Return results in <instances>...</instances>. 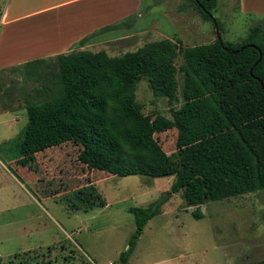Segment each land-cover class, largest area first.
<instances>
[{"label":"rangeland","instance_id":"374dc122","mask_svg":"<svg viewBox=\"0 0 264 264\" xmlns=\"http://www.w3.org/2000/svg\"><path fill=\"white\" fill-rule=\"evenodd\" d=\"M43 2L0 0V59L23 51L29 43L33 46L43 32L51 30L38 26L35 17L13 19ZM142 3L143 15H131V25L107 32L86 47L117 56L148 42L174 41L179 51L175 96L156 94L147 79L138 83L136 91L146 115L173 119V111L185 102L183 49L215 41L217 30L190 0ZM103 8L110 22L124 17L123 0H104ZM9 9L5 22L2 18ZM214 17L222 23V38L233 43L244 41L259 22L242 14L238 0H217ZM141 30L138 37L132 35ZM47 63V74L53 75L57 61L48 58ZM42 84L28 77L22 65L0 70V256L4 263L121 264L136 231L130 208L149 207L164 195L170 201L148 222L128 264H240L264 259V190L207 201L200 206L204 216L198 219L192 213L196 206H187L183 190L171 193L174 176L98 172L89 166L90 146L81 141L20 157L18 144L28 121L27 105L42 99L35 94ZM178 134L174 127L156 138L172 154L177 151ZM95 180L107 205L76 209L74 204H81L77 191Z\"/></svg>","mask_w":264,"mask_h":264},{"label":"trees","instance_id":"16d2710c","mask_svg":"<svg viewBox=\"0 0 264 264\" xmlns=\"http://www.w3.org/2000/svg\"><path fill=\"white\" fill-rule=\"evenodd\" d=\"M190 4L213 21L217 0ZM131 18L91 33L78 46L131 25ZM178 55L176 43L167 38L117 56L90 49L59 54L51 57L58 67L53 75L47 74L46 58L25 62L27 76L43 83L35 92L42 99L27 105L18 155L81 141L90 146L89 166L98 172L174 176L171 193L183 190L198 219L207 201L264 190V16L239 43L223 39L222 45L216 39L185 47L184 104L173 111V119L146 115L137 101L138 83L147 79L156 94L173 98ZM174 127L179 130L177 151L168 154L156 134ZM98 180L77 191L81 204H74L76 209L106 205L95 186ZM170 198L164 195L149 207L130 208L136 231L121 264L128 263L146 225ZM0 264H7L1 256ZM240 264H264V259Z\"/></svg>","mask_w":264,"mask_h":264},{"label":"crops","instance_id":"0c3cea01","mask_svg":"<svg viewBox=\"0 0 264 264\" xmlns=\"http://www.w3.org/2000/svg\"><path fill=\"white\" fill-rule=\"evenodd\" d=\"M103 2L104 0H55L53 3H48L44 0L40 7L25 10L26 12L19 14L20 16H14V20H32L35 17L38 26L51 30L43 32L40 41L38 40L33 46L29 43V47L21 52L14 51L3 55L0 59V70L23 65L33 59H48L72 50L87 49L88 43L84 45L85 47L78 46L86 36L131 15L136 14L138 17L143 15L142 0H123L125 13L123 19L118 18L115 22H110L107 18V8H103ZM238 3L242 14L251 15L258 21L264 16V0H238ZM9 13L10 9L3 15L2 19L5 22L9 18ZM142 31L132 35L138 37ZM169 201L170 199L162 207H165Z\"/></svg>","mask_w":264,"mask_h":264},{"label":"water","instance_id":"95a60500","mask_svg":"<svg viewBox=\"0 0 264 264\" xmlns=\"http://www.w3.org/2000/svg\"><path fill=\"white\" fill-rule=\"evenodd\" d=\"M213 22H214L215 28L217 30L216 39L219 40L221 42V44L223 45L222 31L219 29L216 18L214 16H213ZM226 49H227V51L232 52V53L237 52V50H234V49L229 48V47Z\"/></svg>","mask_w":264,"mask_h":264},{"label":"built area","instance_id":"2783aa9c","mask_svg":"<svg viewBox=\"0 0 264 264\" xmlns=\"http://www.w3.org/2000/svg\"><path fill=\"white\" fill-rule=\"evenodd\" d=\"M110 264H115V263L111 262Z\"/></svg>","mask_w":264,"mask_h":264}]
</instances>
